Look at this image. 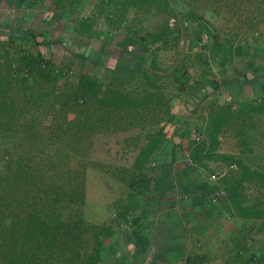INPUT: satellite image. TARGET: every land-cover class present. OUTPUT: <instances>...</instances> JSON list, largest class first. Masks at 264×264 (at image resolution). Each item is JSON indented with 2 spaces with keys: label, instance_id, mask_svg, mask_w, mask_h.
Returning a JSON list of instances; mask_svg holds the SVG:
<instances>
[{
  "label": "rangeland",
  "instance_id": "374dc122",
  "mask_svg": "<svg viewBox=\"0 0 264 264\" xmlns=\"http://www.w3.org/2000/svg\"><path fill=\"white\" fill-rule=\"evenodd\" d=\"M60 3L0 0V74L11 75L17 82L2 89L5 97L12 98L8 108L15 106L23 114L35 111L42 125L51 131L60 125L50 136V130L43 128L42 138L64 143L71 161H88L83 175L85 229L107 226L114 231L101 248L102 264H151L150 256L129 257V251L140 246L151 255L156 243L158 247L166 245L167 234L162 230L178 222L174 216L166 217L164 226L152 232L151 247L144 242L148 236L142 234L137 240L134 213L147 204L160 206L156 195L168 191L167 185L173 180L170 175H187L194 168H205L208 177L204 172L200 177L208 182L212 181L210 175H216L212 182L220 183L224 192L217 204L229 217H224L220 227L230 233L213 228L205 240L191 242L190 251L199 260H188V264H244V251L260 238L253 239L248 232L242 241H236L234 231L239 229L240 220L235 217L228 189L239 179L238 166L226 158L239 157L244 165L264 173V108L259 107L264 102V0ZM185 7L192 10V15L184 16ZM139 46L144 50L140 51ZM21 53L33 54L37 66L29 70L21 65ZM144 57L155 59L153 86L168 99L169 115L165 103L155 100L119 112L109 110L93 95L70 97L79 73L105 86L134 91L141 72L131 69L132 63H143ZM43 61L52 70H66L65 74L50 72L43 76ZM18 79H27L28 83ZM31 91L35 100L28 96ZM247 104L255 108L237 114L238 108ZM223 110H229L231 117L220 126L217 141L220 136L223 152L217 153L218 144L216 149H209V130L212 120ZM18 121L23 123L24 118ZM160 128L165 138L154 154V166L148 163L135 173L131 164L137 148ZM200 131L204 138L196 143L194 137ZM12 141L0 135V164L11 155ZM195 145L204 150L194 160L190 154ZM187 159L195 166H189ZM223 172L228 176L224 182V175L219 176ZM141 191H150L151 198L150 193L144 195ZM237 193L241 205L255 207L264 215V184L243 181ZM110 243L116 253L106 248ZM184 258L177 260L184 264ZM157 259L154 264L172 263Z\"/></svg>",
  "mask_w": 264,
  "mask_h": 264
},
{
  "label": "trees",
  "instance_id": "16d2710c",
  "mask_svg": "<svg viewBox=\"0 0 264 264\" xmlns=\"http://www.w3.org/2000/svg\"><path fill=\"white\" fill-rule=\"evenodd\" d=\"M51 1L61 6L60 0ZM119 45L126 47L124 43ZM139 50L144 48L139 46ZM20 61L29 70L37 66L33 54L21 53ZM142 62L132 63L131 69L141 72L140 84L134 91L105 86L89 75L79 73L70 97L78 99L93 95L109 110L119 112H129L155 100L165 103V112L169 115L168 99L158 90L159 87L153 86L155 59L145 58ZM43 69L45 73H40L43 76L50 72L58 75L66 72L63 69L52 70L48 65ZM11 77L0 74V135L13 140L11 155L0 164V264H102L101 248L114 231L107 226L85 229L82 215L85 198L83 175L88 161H71L64 143H50L42 138V129H49V126L42 125L35 111L23 114L15 106H6L12 98L5 97L2 87H10L11 82L17 84ZM18 81L27 82V79ZM28 96L35 100L33 91ZM259 107L263 109L264 102ZM254 108L251 104L240 106L237 114L248 113ZM58 110L64 112L61 107ZM230 117L229 110H223L212 120L210 150L216 149L220 126ZM20 118H24L23 123H19ZM26 122L25 129H21ZM52 122H55V117ZM59 127H53L52 131L50 128L48 136L58 131ZM164 138L165 133L160 128L137 148L131 164L135 173L142 171L148 163L154 166V154ZM203 150V147L195 145L190 156L195 160ZM226 159L238 166L239 179L228 189L236 215L243 219H262L264 215L255 207L241 205L237 188L240 182L249 180L263 185L264 173L244 165L239 157L236 160L233 157ZM167 186H170L169 183ZM106 248L116 253L113 244H108ZM242 257L244 264H264L263 251L254 252L248 247Z\"/></svg>",
  "mask_w": 264,
  "mask_h": 264
},
{
  "label": "crops",
  "instance_id": "0c3cea01",
  "mask_svg": "<svg viewBox=\"0 0 264 264\" xmlns=\"http://www.w3.org/2000/svg\"><path fill=\"white\" fill-rule=\"evenodd\" d=\"M188 9L185 7V17L192 15V10ZM222 143L223 141L221 142V137L218 136V149H216L217 153L223 152V150L219 148V145ZM193 170L194 171L191 173L189 172L187 175H178L177 173H172L170 177L173 180L170 186H168V191L165 189L156 195V197L159 198L158 203L160 202L161 205L147 204L144 207H138L140 211L137 210V212L134 213L137 221L136 225L133 227L136 229L134 232L138 234L137 240L140 241L143 235L144 238L148 236L149 240L144 239V242H148L151 247L152 245L150 237L152 232L155 230V228L160 226L162 228L164 226V219L166 217L174 216L178 224L174 223L172 225L169 223V226H167L166 230L161 229L163 233L165 232V234H167L165 235L164 239L166 245L158 247V243H156V247H154L155 249L152 248V250H150V252H152L151 255H149L150 253L145 254V250L141 249L140 246L133 247V249L129 251V257H131V255L133 256L134 254H143V257L148 259V256H150L151 264L159 261L157 257H159L161 261H166L168 259L172 262L171 264H180L181 262H179L177 259L185 257L183 262L184 264H188L190 263L188 260H199L196 253L190 251L189 244H191V242L205 240L208 236L209 229L215 228L217 230L220 229L225 233L229 232L226 231V227H220L222 224H224L225 218L229 217L227 214H225L224 210L220 208L219 204H217L220 201L219 197L215 200L212 199L214 193L221 189L219 185L220 183L218 184L216 181L208 182L203 177H200L203 172L204 176H207L205 168H194ZM221 175H224L222 179L224 182L228 176L225 172L221 173L219 176ZM147 189L148 188H146V190ZM146 192L147 191L142 193L144 195L150 193L151 198L152 193L150 191L148 193ZM154 199L153 201H155ZM181 204L186 205L181 208ZM235 217L240 220L239 229L236 228L234 231V234L236 235V241H242L245 234L249 232L253 239L258 240V238H260L258 242L253 241L252 246L249 247L251 251L264 252V220L253 218L243 219L238 215ZM139 233H141V235H139ZM126 240L129 246L130 244L132 245L131 240ZM161 241L163 243V239H161ZM145 247L147 248V245ZM161 263L164 264L165 262Z\"/></svg>",
  "mask_w": 264,
  "mask_h": 264
},
{
  "label": "built area",
  "instance_id": "2783aa9c",
  "mask_svg": "<svg viewBox=\"0 0 264 264\" xmlns=\"http://www.w3.org/2000/svg\"><path fill=\"white\" fill-rule=\"evenodd\" d=\"M41 67H42V68H46V67H47V64L43 61V62L41 63ZM63 73H65V71H63ZM226 100L229 101V100H230V97H226ZM202 130H203V129H202ZM203 138H204V132H203V131H200V132L197 133V135L194 137L196 143H200V142L203 140ZM187 164H188L189 166H191V167H194V166H195V163H193V161H192L191 159H187ZM209 179L212 180V181L215 180V179H216V175L213 173L212 175L209 176ZM223 194H224L223 190H222V189H219V190H217V191L214 193L212 199L215 200V199H217L218 197L222 196Z\"/></svg>",
  "mask_w": 264,
  "mask_h": 264
}]
</instances>
